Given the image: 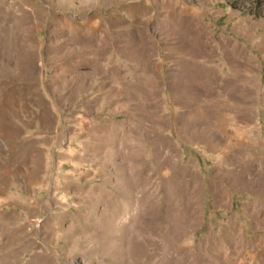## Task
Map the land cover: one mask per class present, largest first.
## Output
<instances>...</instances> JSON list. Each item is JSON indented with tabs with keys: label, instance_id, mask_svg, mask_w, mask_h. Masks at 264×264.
Returning a JSON list of instances; mask_svg holds the SVG:
<instances>
[{
	"label": "rangeland",
	"instance_id": "374dc122",
	"mask_svg": "<svg viewBox=\"0 0 264 264\" xmlns=\"http://www.w3.org/2000/svg\"><path fill=\"white\" fill-rule=\"evenodd\" d=\"M253 1L0 0V264H264Z\"/></svg>",
	"mask_w": 264,
	"mask_h": 264
},
{
	"label": "trees",
	"instance_id": "16d2710c",
	"mask_svg": "<svg viewBox=\"0 0 264 264\" xmlns=\"http://www.w3.org/2000/svg\"><path fill=\"white\" fill-rule=\"evenodd\" d=\"M226 1H228V0H226ZM231 1H233V3H231V6H230V4H228V5L234 10L238 9L237 3L239 2V0H231ZM249 3H251L252 10L248 9L246 11V13L248 15H251L254 19L264 16V4L261 0H255V1L249 2ZM205 209H206V211L208 209L207 203H206Z\"/></svg>",
	"mask_w": 264,
	"mask_h": 264
}]
</instances>
